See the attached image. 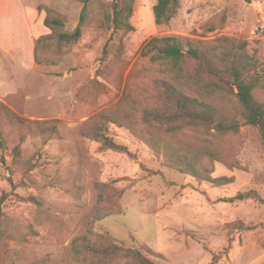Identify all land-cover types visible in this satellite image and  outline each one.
Returning <instances> with one entry per match:
<instances>
[{"label":"rangeland","instance_id":"rangeland-1","mask_svg":"<svg viewBox=\"0 0 264 264\" xmlns=\"http://www.w3.org/2000/svg\"><path fill=\"white\" fill-rule=\"evenodd\" d=\"M28 1L45 17L48 8L61 17L64 31L76 28L83 9L80 0ZM180 2L168 24H157V0H136L134 30L125 32L103 22L112 8L111 0H102L92 6L78 43L60 49L53 37L41 42L40 74L24 94L0 98L24 119L0 111V264H82L71 245L98 204V183L123 194L121 212L95 222L93 230L126 247L146 245L160 255L144 250L159 264H211L215 253L222 256L218 264H264V138L258 127L243 123L220 140L223 155L239 163L209 165L213 177L232 178L221 185L165 164L127 126L111 123L109 135L131 155L105 149L82 132L97 114L115 118L140 108L138 102L155 101L161 66L141 54L155 36L201 46L221 37L246 41L264 80V0ZM254 97L264 103V89H255ZM214 102L243 121L235 95Z\"/></svg>","mask_w":264,"mask_h":264},{"label":"trees","instance_id":"trees-1","mask_svg":"<svg viewBox=\"0 0 264 264\" xmlns=\"http://www.w3.org/2000/svg\"><path fill=\"white\" fill-rule=\"evenodd\" d=\"M80 1L83 9L73 31H64L63 19L46 9L44 24L52 33L37 40L35 59L38 64L41 63L37 52L39 44L51 37L57 40L60 49L78 43L92 6L102 0ZM135 1L111 0L112 11H104L103 22L114 30H134L130 18ZM180 4V0H157L153 8L157 24H168L176 16ZM209 29L213 30L212 27ZM246 44V41L236 44L228 37H221L217 44L206 46H201L200 41L176 36L151 38L143 45L141 54L161 66L163 77L158 82L155 101L144 105L138 102L140 108L131 107L115 118L105 113L97 114L82 127L83 134L100 142L105 149L131 155L127 146L109 135L111 123L127 126L161 155L165 164L189 173L199 181L219 185L231 182L232 178L227 176L213 177V170L209 168L215 161L239 166L223 155L220 140L238 132L243 123L258 127L264 138V103L254 97L255 89H264V80L258 69L260 63L247 53ZM232 94L241 107L242 122L223 113L214 102L217 96ZM0 111L17 117L2 101ZM97 190L98 204L84 218L80 233L72 242L74 258L82 264H159L144 250L160 255L146 245H142L143 249L126 247L108 233L99 234L93 230L95 222L121 212L119 200L123 194L122 190L107 183H98ZM4 199V196L0 199V217ZM229 248L224 253H228ZM221 258L220 253H215L211 264H218Z\"/></svg>","mask_w":264,"mask_h":264},{"label":"crops","instance_id":"crops-1","mask_svg":"<svg viewBox=\"0 0 264 264\" xmlns=\"http://www.w3.org/2000/svg\"><path fill=\"white\" fill-rule=\"evenodd\" d=\"M30 3L0 0V98L24 94L29 79L40 74L37 40L50 29L45 15Z\"/></svg>","mask_w":264,"mask_h":264}]
</instances>
